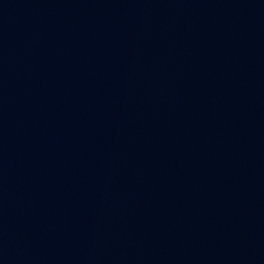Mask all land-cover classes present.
<instances>
[{
    "label": "water",
    "instance_id": "1",
    "mask_svg": "<svg viewBox=\"0 0 264 264\" xmlns=\"http://www.w3.org/2000/svg\"><path fill=\"white\" fill-rule=\"evenodd\" d=\"M0 264H264V0H0Z\"/></svg>",
    "mask_w": 264,
    "mask_h": 264
}]
</instances>
